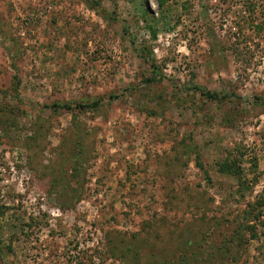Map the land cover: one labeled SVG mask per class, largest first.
<instances>
[{
  "label": "rangeland",
  "instance_id": "rangeland-1",
  "mask_svg": "<svg viewBox=\"0 0 264 264\" xmlns=\"http://www.w3.org/2000/svg\"><path fill=\"white\" fill-rule=\"evenodd\" d=\"M0 264H264V0H0Z\"/></svg>",
  "mask_w": 264,
  "mask_h": 264
},
{
  "label": "trees",
  "instance_id": "trees-1",
  "mask_svg": "<svg viewBox=\"0 0 264 264\" xmlns=\"http://www.w3.org/2000/svg\"><path fill=\"white\" fill-rule=\"evenodd\" d=\"M203 94L204 95H207L208 97L212 98V99H220V96L218 94H214V93H211L209 91H203ZM83 108L86 107V106H82ZM68 109H71V106H68L67 107ZM227 166H229V164H227ZM228 170H232V168H228Z\"/></svg>",
  "mask_w": 264,
  "mask_h": 264
}]
</instances>
